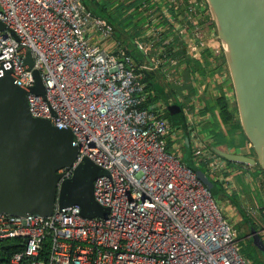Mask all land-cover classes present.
<instances>
[{
  "label": "built area",
  "instance_id": "built-area-1",
  "mask_svg": "<svg viewBox=\"0 0 264 264\" xmlns=\"http://www.w3.org/2000/svg\"><path fill=\"white\" fill-rule=\"evenodd\" d=\"M94 1H105L110 13L131 6L121 15L129 25L121 29L133 39L141 61L84 0H0L6 26L0 33V77L10 72L26 92L32 117L71 131L78 156L72 168L60 171L63 178L84 158L106 171L93 183V198L108 209L104 219L84 218L78 206L56 208L47 218L1 215L0 243L19 240L22 249L0 263L245 264L229 217L177 154L166 151L168 141L175 152L184 147L182 130L165 115L175 99L173 86L187 70L182 63H203L212 41L219 48L214 54L223 53L217 36L209 38L198 23L205 1ZM27 51L31 70L25 65ZM220 64L217 59L223 80ZM33 70L40 74L43 96L31 91ZM145 73L164 83L165 99L150 101L155 93L147 89ZM176 100L185 114L194 164L226 194L240 190L237 178L251 188L252 167L214 154L199 130L198 105L191 110L182 97ZM247 205L239 201L244 213ZM258 233L264 242V228Z\"/></svg>",
  "mask_w": 264,
  "mask_h": 264
},
{
  "label": "water",
  "instance_id": "water-1",
  "mask_svg": "<svg viewBox=\"0 0 264 264\" xmlns=\"http://www.w3.org/2000/svg\"><path fill=\"white\" fill-rule=\"evenodd\" d=\"M204 1L222 48L238 121L253 155L214 146L211 150L228 163L256 167L264 173V0ZM5 29L0 21V33ZM10 34L16 38L13 32ZM25 65L32 69L29 51ZM32 75L31 91L43 96L39 72L33 70ZM168 111L175 115L180 108L173 105ZM184 149L186 167L210 191L213 183L194 164L187 136ZM77 156L71 131L32 117L26 92L13 83L10 72L0 77V216L47 218L56 208L78 206L82 217L104 219L108 209L94 200L93 183L106 171L84 158L73 168L70 178H63L60 172L72 168ZM235 209L244 220L240 207ZM247 228L246 239L264 260L263 240L250 223ZM4 260L0 251V261Z\"/></svg>",
  "mask_w": 264,
  "mask_h": 264
},
{
  "label": "crops",
  "instance_id": "crops-1",
  "mask_svg": "<svg viewBox=\"0 0 264 264\" xmlns=\"http://www.w3.org/2000/svg\"><path fill=\"white\" fill-rule=\"evenodd\" d=\"M206 20H207V6L203 8L202 14L200 18L198 19L199 25L203 26L204 21ZM124 22L127 23L128 19L125 18ZM213 32H215V29L210 30V33H213ZM207 36L209 38H212L209 35ZM212 43L214 44L212 45V49H207L203 53V59H204L203 63L193 62V61L182 63V64H188L187 70L181 73V76L179 78V82H180L179 85L178 86L174 85L172 89V94L174 95V97L175 98H177L178 96L182 97L184 102L187 101L191 105V110L192 109L194 110L195 106L198 105L197 110L200 109L199 110L200 122L198 124L199 130H200V133L206 136L208 143H211L213 140L211 137V133H213L214 131L218 132L219 130V129L216 130L214 128L215 126H213L214 120H216V118L218 119V117L216 114V110H214L213 112V116H214L213 118L212 114H210L209 112H206L204 114L203 113L204 109L207 108V106H210L211 108L213 106H216L217 99L221 95L224 96V98L228 101L230 110H232L233 112L235 109L232 87H231L229 76H227L228 72H227V68L225 65L223 53H222V56L217 57V55H215L213 52L215 48H218V46L216 45L217 43H215V41H212ZM217 59L218 60L220 59L221 61L224 60L223 61L224 69L223 68L221 69L223 70L222 72L225 74V79L223 80H220L219 69L216 68V65H215ZM178 77L179 76H177L176 78ZM233 114H234L233 120L230 122V124L237 125V123L239 122L237 112L236 113L233 112ZM218 122L220 123V121ZM219 125H220V130H221L220 132L223 135L228 136L230 126L224 125V124H219ZM233 130L234 131L230 137L232 140L233 139L236 140L235 146L236 148H238V150L227 149L225 148L226 145H223L224 150H234V151H237L238 154L252 156L253 152L251 148L248 147V141H244L241 128L236 126V128H233ZM252 168H253V171H251V177L254 183H253V186H251V188L247 187L243 183V181L241 182V178L236 179L238 185H243L240 188V190L234 194L238 198L239 201H242V198L240 196L241 193L247 194V195L250 194L251 197H252V194L254 193L255 196L258 195V198L260 201H262L264 198V173L263 172L261 173V171H259L258 168L256 167H252ZM252 199L255 201L253 197ZM256 200H257V197H256ZM245 202L248 203L247 201ZM258 206L260 205L258 204ZM231 207L233 208L232 210H236L234 206H231Z\"/></svg>",
  "mask_w": 264,
  "mask_h": 264
},
{
  "label": "trees",
  "instance_id": "trees-1",
  "mask_svg": "<svg viewBox=\"0 0 264 264\" xmlns=\"http://www.w3.org/2000/svg\"><path fill=\"white\" fill-rule=\"evenodd\" d=\"M84 2L86 4L87 8L91 12H93L95 15H97V16L103 18V19H106L107 21L110 22V24L114 28L115 36L118 39H122V41H124L123 45H124V47L126 49V52L128 54H130L132 52V48H134L133 45L135 43H134L133 39H131L129 35H125L123 33V30L121 29L122 25H129V23H125L121 19V15H124L123 14L124 11L127 12L128 10H130L131 6H128V8L120 6V7L116 8L113 13H110L109 12V6L107 5V3H105V1L94 2V0H84ZM203 29L206 31V34L209 35L210 37H215L216 36L215 32L210 33V30L214 29V23H213V20H212V17L210 15V12H209L208 8H207V20L204 21ZM223 61H221L220 67L221 66L224 67ZM159 79L157 78V75L155 73H145L144 81L147 84V89L148 90H152L155 93V97H152V99L150 98L151 102H155L157 99H162V98L165 99V94H164L165 85ZM165 104H166V102H165ZM173 105L179 106L180 113L172 115L171 112L166 110L165 115L168 118V120L170 121L171 126L174 129L182 130L184 137H186V136L188 137V133H187V130H186V118H185V114L182 111V105H181V103H179L176 100V98L174 99V101L170 105H168V107L169 106H173ZM214 110H216V114H217V117H218L219 120L216 118V120H214V122H213V126H215L214 128L216 130H218V129L219 130H218V132L214 131L213 133H211V137H212L213 140H212L210 145L214 146L216 148H220V149H224L223 145H226L225 148H227V149L238 150V148H236V146H235L236 145L235 144L236 140L235 139L232 140L231 137H230L231 134L234 131L233 128H236V126L241 128L239 122L237 123V125L230 124V122L233 120V116H234L233 112L236 113V107H235L234 111L232 112V110H230V108H229L228 101L224 98V96L221 95L217 99L216 106H213L212 108L210 106H207V108L204 109L203 113L205 114L206 112H209L210 114H212V117L214 118V116H213ZM218 121H220V123ZM219 124H224V125L230 126V130H229V135L228 136H225V135H223L220 132L221 130H220V125ZM243 139H244V141H247L244 135H243ZM171 145H172V142L168 141L167 148H166L167 153H169V154L176 153L177 156L182 160V163L185 164L184 160L186 159L185 158L186 154H185L184 147L175 152L172 149ZM251 150H252V148H251ZM198 168L201 171H203L208 176L207 171L205 170V168L201 164L198 166ZM251 171H253V168H251L249 172L251 173ZM259 171H261V170H259ZM261 173H262V171H261ZM212 183H213V188L210 190V193L213 196V198L216 195L220 194L222 197L226 198L227 203H229L230 205H232V206H234L236 208L240 207L239 206V200H238V198L235 195L226 194V193H224L223 189H222L221 193H219L220 191L217 190L216 187H215L216 183L213 182V181H212ZM256 197H257V200L259 201V205L262 206V208L260 209L261 212H262V214H261V218H262L261 225H259V227L256 226V225H258L256 223V221L252 217H249L243 211L242 212H243V214L245 216L243 222L245 223L246 227H247V223H250L252 225V227L255 230L258 231V229L260 227L264 228V206H263L264 205V201L263 200L260 201L259 198H258V195ZM247 230H248V228H247ZM21 249H22V245H21V242L19 240H15L13 242H7V243H0V251L2 252V254H3V256H4V258L6 260H8V258L13 253L18 252ZM257 255H258L259 259L261 260L260 263L264 264V260L262 258V255L259 252H257Z\"/></svg>",
  "mask_w": 264,
  "mask_h": 264
},
{
  "label": "rangeland",
  "instance_id": "rangeland-1",
  "mask_svg": "<svg viewBox=\"0 0 264 264\" xmlns=\"http://www.w3.org/2000/svg\"><path fill=\"white\" fill-rule=\"evenodd\" d=\"M122 40V39H121ZM130 55L132 56V58L135 61H141L142 57H141V53L139 51V49H137V47L132 48V52L130 53ZM169 99H171L170 97H168ZM168 110V108H167ZM182 142V141H181ZM181 145V144H179ZM182 148V147H180ZM186 154V152H185ZM186 158V156H185ZM185 162V160H184ZM185 165V164H184ZM253 182V179H252ZM215 187L217 190H219L221 193L222 191V187L219 183L215 182ZM243 185H238L239 189L242 187ZM241 198L243 201H247L249 205H247V210H246V214L249 217H252L259 227V225H261L262 223V218H261V210L258 211L256 208L258 207L259 201L256 200V196L254 195V193L252 194V197L255 199V201L252 199L250 194H240ZM216 204L218 205L220 211H222L225 216L229 217L231 223L233 224V227L237 233V242L235 244V248L239 254V256L244 260L245 264H261L260 263V259L257 255L256 249L252 246L250 240L246 239L247 236V227L245 225V223L243 222L244 220L241 221V217L239 215V213L237 212V210H232L233 208L231 206H229L230 204H227V200L226 198L222 197L220 194L216 195L214 197ZM264 201V198H263ZM252 208V209H251ZM231 209V210H230ZM251 218V219H252ZM260 223V224H259ZM259 230V229H258Z\"/></svg>",
  "mask_w": 264,
  "mask_h": 264
}]
</instances>
